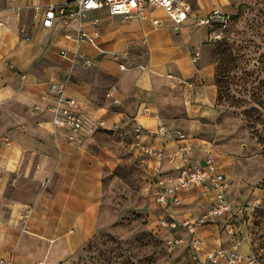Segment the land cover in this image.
<instances>
[{"label": "crops", "instance_id": "1", "mask_svg": "<svg viewBox=\"0 0 264 264\" xmlns=\"http://www.w3.org/2000/svg\"><path fill=\"white\" fill-rule=\"evenodd\" d=\"M63 1L0 0V258L6 264H59L80 249L96 232L103 174L118 161V157L104 156V151L94 155L92 149L78 148L54 135L48 114L33 108L41 104L48 82L68 75L67 93L88 119L127 130L132 150L142 164L147 208L164 216V209L154 203L159 188L153 183V172L160 167L166 177L174 176L180 159L158 162L143 155L134 146L132 128L137 123L146 128L164 125L180 130L192 146L194 161L202 163L207 151L214 155L203 132L217 117L216 32L197 26L195 19L215 8L230 16L247 0H180L190 9L180 24L156 8L150 9L145 20L131 21L100 11L98 49L87 43L81 46L82 52L94 59V66L78 70L58 54L72 47L62 22L57 19L50 29L41 26L46 6ZM11 4L22 7L18 16L7 13ZM153 19L160 24L154 25ZM109 52L124 57L127 69L120 70L117 62L101 68V57L113 61L105 54ZM195 52L199 53L196 58ZM3 137L7 143L2 142ZM141 138L163 150L166 157L183 143L167 136ZM180 196L181 203L173 210L180 220L200 218L214 199L205 184ZM24 205H32L33 213L26 231H20L17 211ZM37 240L45 244L42 256L34 255ZM56 246L62 250L61 256L53 259Z\"/></svg>", "mask_w": 264, "mask_h": 264}, {"label": "rangeland", "instance_id": "2", "mask_svg": "<svg viewBox=\"0 0 264 264\" xmlns=\"http://www.w3.org/2000/svg\"><path fill=\"white\" fill-rule=\"evenodd\" d=\"M214 30L217 117L203 133L228 182L232 210L196 228L197 248L203 255L214 248H235L248 264H264V225L256 224L264 210V0L242 2L227 27ZM113 63L101 57L100 67ZM95 135L77 147L92 149L94 155L104 151L118 161L103 174L96 232L59 264H166L184 258L189 232L159 227V211L147 208L142 164L127 130L104 123ZM177 237L184 244L169 251L166 241ZM56 248L53 259L61 256ZM44 249L37 240L34 255L42 256Z\"/></svg>", "mask_w": 264, "mask_h": 264}, {"label": "built area", "instance_id": "3", "mask_svg": "<svg viewBox=\"0 0 264 264\" xmlns=\"http://www.w3.org/2000/svg\"><path fill=\"white\" fill-rule=\"evenodd\" d=\"M8 1L14 2V0ZM21 8V6L11 4L6 7V10L7 13L18 16ZM152 8L162 9L175 24L183 22L190 10L188 5L180 0H65L61 3H49L46 6L41 19V26L50 29L55 25L57 19L60 20L62 28L65 29V38L72 42L71 49L63 48L59 51L60 57L69 62L71 66L77 65L83 69H90L94 66V59L82 52L81 46L83 43H87L93 48H97V26L100 24V16L97 13L106 11L110 16H118L123 21L145 20ZM229 20V15L215 8L206 15L197 17L195 24L209 29L218 27L222 31L227 27ZM152 22L154 25L160 24L158 19H153ZM1 25H3V19L0 17ZM88 27H91V30H88ZM105 54H108L118 63L120 70L127 69L122 62L124 57L117 53ZM198 55L199 53L195 52L194 57L196 58ZM7 64L12 67L9 62ZM69 82L68 75L65 78L48 82L47 90L41 97V104H37L33 108L37 112L48 114L49 123L56 137H60L64 142L77 147L87 140L93 139L95 132L103 126L104 122L100 120L91 121L86 117L77 100L67 93ZM113 102L118 103L116 99H113ZM143 110L146 111L147 109L144 107ZM131 134L134 146L143 155L158 162L165 158L169 162H174L175 158L178 157L181 162L174 176L166 177L160 167H156L153 172V183L159 188L154 203L165 211L164 216L162 215L158 219V226L169 230L186 228L190 235L186 244L188 254L170 264H248L245 261V256L235 248H214L204 255L197 248L196 228L206 223L210 217H222L232 210V205L227 197L228 182L218 170L212 152L207 151L205 153L202 163L194 161L192 159L193 149L188 142L187 135L183 131L169 129L164 125L146 128L136 123ZM142 135L149 137L167 136L183 143H178L175 151L166 157L163 150H158L151 144L144 143L141 138ZM2 142L7 143L8 139L3 137ZM202 184L207 185L212 190L213 203L200 218L178 219L173 210L181 203V193ZM32 210V207L26 205L19 207L17 212L18 221L21 223L20 231H26L25 225ZM183 241L180 237L167 240L168 250L174 251L176 247L184 244ZM6 263V260L0 258V264Z\"/></svg>", "mask_w": 264, "mask_h": 264}, {"label": "trees", "instance_id": "4", "mask_svg": "<svg viewBox=\"0 0 264 264\" xmlns=\"http://www.w3.org/2000/svg\"><path fill=\"white\" fill-rule=\"evenodd\" d=\"M257 225H264V210L259 212V220L256 223Z\"/></svg>", "mask_w": 264, "mask_h": 264}]
</instances>
